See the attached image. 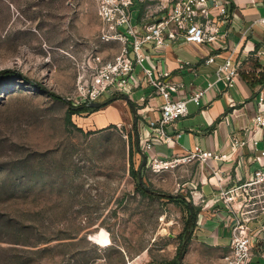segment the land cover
<instances>
[{
  "label": "rangeland",
  "instance_id": "374dc122",
  "mask_svg": "<svg viewBox=\"0 0 264 264\" xmlns=\"http://www.w3.org/2000/svg\"><path fill=\"white\" fill-rule=\"evenodd\" d=\"M101 29L95 0H0V264L177 259L182 205L139 192L133 117L110 119L129 103L104 95V107L68 120L93 57L119 52ZM150 179V191L166 193Z\"/></svg>",
  "mask_w": 264,
  "mask_h": 264
},
{
  "label": "crops",
  "instance_id": "0c3cea01",
  "mask_svg": "<svg viewBox=\"0 0 264 264\" xmlns=\"http://www.w3.org/2000/svg\"><path fill=\"white\" fill-rule=\"evenodd\" d=\"M231 1L230 19L221 29L222 47L216 52L215 64H207L204 58L209 55L207 49L195 44L169 45L160 58L162 65L171 73L168 80L181 85L179 92L173 94L175 99L188 98L199 89L207 91L200 106L194 102L188 103L189 115L178 123L177 130L168 129L169 134H182L181 138L169 145L155 142L150 156L181 157L194 147L227 156L223 161L211 159L205 164L194 162L159 176L153 175L146 166L143 169L145 180H152L150 176L153 177L157 188L166 192L163 194L183 195L186 198L184 201L195 214L194 226L186 239L183 264H224V257L230 250L231 219L225 204L217 201L219 186L212 172L220 170L219 177L222 180L231 176L233 183H238L240 179L248 178L258 169L264 168V129L258 134L260 140L256 150L248 146L237 149L232 146L234 136L245 141L254 135L253 119L260 114L259 102L264 88L261 82L264 79V54L259 53H264V23L261 22L264 20V0ZM116 47L120 52L121 45L116 43ZM229 55H233L235 63L241 65V74L234 88L226 87L218 81L216 75L218 66ZM181 61L190 62L192 70L180 71L178 68ZM136 94L140 95L137 100L134 99ZM119 96L129 105L130 102L135 105L138 123H135L131 105L123 115L110 112L113 121L127 123L130 112L139 134L149 121L160 119L163 100L153 88L144 86L130 95L112 97H116L117 101ZM143 98L145 101L142 104L140 101ZM138 158L142 164L143 159L139 153ZM193 190L201 193L205 202L190 201V192ZM184 217L186 221L185 212ZM251 228L255 233V257L252 264H263L260 253L264 250V216L252 223ZM183 231L184 227L179 236Z\"/></svg>",
  "mask_w": 264,
  "mask_h": 264
},
{
  "label": "built area",
  "instance_id": "2783aa9c",
  "mask_svg": "<svg viewBox=\"0 0 264 264\" xmlns=\"http://www.w3.org/2000/svg\"><path fill=\"white\" fill-rule=\"evenodd\" d=\"M102 23L99 39L116 42L120 52L105 61L100 55L93 57L88 74L81 78L73 105H90L104 95H130L144 86L154 89L162 98L161 117L152 120L140 131V145L147 157L146 167L153 175L173 172L194 162L207 163L211 159L225 160L227 156L194 147L184 156L166 158L150 156L155 142L169 145L182 134H169L177 130L178 123L189 115L188 103L202 104L206 89L194 91L188 98L173 97L181 85L168 80L171 73L162 65L160 58L169 45L195 44L207 49L204 57L209 65L216 63L221 29L229 21L231 0H95ZM140 10L139 22L133 23L134 10ZM264 23V20L261 21ZM264 54L263 52L259 53ZM180 71L192 70L191 63L181 61ZM241 74V65L229 55L216 71L218 81L234 88ZM145 99H141L143 104ZM260 114L253 121L254 135L245 141L234 136L233 148L248 146L256 150L258 134L264 129V88L259 102ZM264 157V152L262 153ZM212 177L219 186L218 202H223L231 219L232 241L224 264H252L255 257L251 224L264 216V168L248 178L233 183L229 176L225 181L214 170ZM190 201L205 202L196 190L190 192ZM260 257L264 264V250Z\"/></svg>",
  "mask_w": 264,
  "mask_h": 264
},
{
  "label": "trees",
  "instance_id": "16d2710c",
  "mask_svg": "<svg viewBox=\"0 0 264 264\" xmlns=\"http://www.w3.org/2000/svg\"><path fill=\"white\" fill-rule=\"evenodd\" d=\"M262 83H264V79L261 80ZM38 86V85H37ZM40 87V86H39ZM42 88V87H41ZM50 95L55 98V99H60V97L56 96L55 94L50 93ZM88 105H83L81 107H70L69 112H68V120L69 122H71L72 117L75 114L81 113L83 112V110L87 109ZM138 155V152L136 150V144L134 142V136H130V161H131V175L133 176V178L136 180L137 183V188L139 190V192L149 198H154L155 196L159 195V198L161 199H165L168 202H172V203H176V204H180L184 207V212L186 213V221H185V226H184V231L183 233L179 236V239L181 240L180 246L178 248V254H177V259L170 263V264H179V253L183 247V242L187 239V237L191 234V230L193 228V218L195 216V214L192 213V210L189 206L188 203H186L184 200L182 199H177V198H171L169 195L166 194H157V192L151 190V191H147L142 185H140V183L137 181L138 179V173H139V168H140V163L137 167V169L135 168V164H134V156ZM146 167H144L145 169ZM143 179L144 176L142 175ZM187 246V245H186ZM186 246L184 248V251L186 249ZM183 251V252H184ZM184 254V253H183Z\"/></svg>",
  "mask_w": 264,
  "mask_h": 264
},
{
  "label": "water",
  "instance_id": "95a60500",
  "mask_svg": "<svg viewBox=\"0 0 264 264\" xmlns=\"http://www.w3.org/2000/svg\"><path fill=\"white\" fill-rule=\"evenodd\" d=\"M127 100L129 101L128 98H127ZM105 105H106V103L94 102V103H91L89 105V107L98 109V108L104 107ZM130 105H131L132 112H133V115H134L135 123L137 124L138 123V111H137L135 105L132 102H130ZM136 150L142 156V159H143L142 164H141V166L139 168L138 181H139L140 185H142L147 191H150L149 187L144 184V180H143V177H142L143 169H144V167L146 166V163H147V157H146V155L143 153V151L141 149L139 134H137V136H136ZM170 197L171 198H177V199L186 200V198L183 195H171ZM186 244H187V240L184 241L183 247H182V249H181V251L179 253V264H183L182 263L183 262V253H184L183 251H184V248H185Z\"/></svg>",
  "mask_w": 264,
  "mask_h": 264
}]
</instances>
